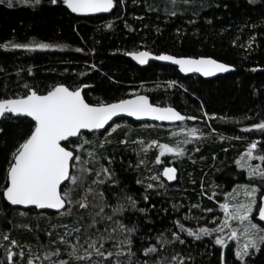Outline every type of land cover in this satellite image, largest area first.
<instances>
[{
  "label": "trees",
  "instance_id": "16d2710c",
  "mask_svg": "<svg viewBox=\"0 0 264 264\" xmlns=\"http://www.w3.org/2000/svg\"><path fill=\"white\" fill-rule=\"evenodd\" d=\"M115 2L114 11L108 15L82 17L71 13L63 0L56 4L51 0H40L39 4L13 0L12 7L2 0L0 98L27 94L26 84L40 94L56 84L73 88L88 84L84 96L89 103L118 101L140 89L154 104L173 106L188 117H196L184 124L196 129L197 136L188 138L181 160L175 162L179 177L172 184L150 180L151 169L158 170V163L154 166L146 145L154 139L176 142L159 124L142 127L143 123L123 118L116 121L122 125L111 135L105 136L107 129L70 140V149L83 147L77 148L75 154L81 160L72 167L78 183H67L63 188L71 189L73 202L71 215H66L65 210L54 213L14 208L3 198L11 154L34 126L28 117L6 115L0 121V264H28L29 259L58 264L59 260H69L71 248L59 238L72 232L66 239L75 243L77 233L73 229H80V235L103 231L112 222L96 214L103 206L101 215H112L118 204H124L125 209L114 219L136 229L132 234L134 255H128L127 245L114 246L123 239L117 232L115 239L105 241L101 249L105 256L93 254L79 264H116L117 260H131L132 264L145 260L148 264H222L221 256L223 264H241L233 243L224 248L211 237L197 240L186 231L180 234L176 222L194 232L210 229L218 204L234 187L256 185L259 201L264 194V182L249 178L235 162L253 141L258 142V155H264V132L242 131L264 120V0H176L175 5L172 0ZM13 43H48L54 47L30 51L12 48ZM139 50L208 56L233 65L235 71L204 79L183 76L168 64L152 62L141 67L127 56ZM163 160L170 161L167 156ZM102 167L111 177L103 172L96 175ZM126 197L135 200L136 210L127 204ZM79 202H86L88 207L80 208ZM140 208L146 211H138ZM94 219L96 227L90 229ZM255 220L264 228L258 217ZM151 246L158 251L145 255L144 249ZM57 249L60 254L52 255ZM8 252L13 253L11 260ZM108 252L113 255L107 257ZM249 253L246 264H264V245ZM79 254L84 255L83 249Z\"/></svg>",
  "mask_w": 264,
  "mask_h": 264
},
{
  "label": "snow or ice",
  "instance_id": "6c2138e0",
  "mask_svg": "<svg viewBox=\"0 0 264 264\" xmlns=\"http://www.w3.org/2000/svg\"><path fill=\"white\" fill-rule=\"evenodd\" d=\"M2 2V0H0ZM185 3L188 0H184ZM21 3L27 4L29 0H21ZM35 4H39L40 0H34ZM52 4H56L57 0H51ZM175 5L176 0H172ZM8 7L13 6V0H7ZM63 4L67 6L72 13H99L108 12L115 4L114 0H63ZM172 12V15H175ZM111 27V25H109ZM12 48H23L27 50L34 49H49L54 45L48 43H33V44H11ZM79 51V49H78ZM139 64H146L153 54L150 51H137L128 53ZM155 59L161 61H170L179 66L181 72H196L202 73L204 76H212L216 73H226L233 70L230 64L219 62L212 57H191V56H174L168 54H160L155 56ZM95 68V65L92 66ZM255 71V69H253ZM31 72V69H29ZM83 75V73L81 74ZM84 87H87L86 85ZM25 88L28 90L25 95H18L16 97L0 98V119L4 118L6 114L13 117H30L34 122V126L30 128L29 133L22 138V142L18 144L11 154L7 171H6V184L2 190V196L11 205H24L35 206L38 209H65L66 215H71V189L61 191V186L67 181H71L73 185L78 183L79 177L70 173V168L73 167L72 161H80L81 157L76 153L78 147L81 145H74L71 149L67 147L69 138H80L82 135L81 130L87 129L89 131L103 129L106 124L118 113H127L131 116L142 117L151 116L161 121H184L186 119H196V117H186L181 115L173 107H159L149 102V98L145 95H136L131 99H119L112 103L97 102L89 103L81 94L80 87H70L65 84H56L47 90L44 94H40L34 88L29 87L27 84ZM207 115V113H205ZM214 118V114L213 117ZM223 119V118H221ZM253 129L264 132V120L259 123L252 124L249 128L242 131L250 132ZM3 129H0L2 132ZM191 135L196 134V129L189 130ZM62 142H64L62 144ZM124 143V141H121ZM188 141H185L187 143ZM87 143V141H85ZM152 141V144H156ZM258 146V142L253 141L249 145L248 151L244 154L241 160L236 163L241 167H248L250 177H259L264 182V169L259 165L253 167L250 164L243 163L242 161L252 159V152ZM161 154L164 152L173 153L177 156L184 154V149L176 147H169L168 144H160ZM91 155V153H90ZM264 161V155L256 157ZM159 162V156L157 157ZM101 172L108 174L111 173L107 168L101 169L96 175L100 176ZM175 168H165L163 175L169 180L175 178ZM96 181H94L95 183ZM104 183L103 180L98 181ZM148 187H152L149 185ZM246 196L249 198L245 203H237L233 205H222L225 212V219L216 228H200L199 234L193 229H185L184 225L177 221V225L181 231H186L189 236H194L195 239L200 240L202 236H209L213 232L218 235L215 239V244L223 246L225 240L219 233H223L225 228H230V221H240L242 224L247 222L243 228L244 244L237 247L235 257L241 264H246L245 257L249 256V249L260 250V246L264 245V228L252 222V213L254 206L259 213V219L264 221V203L257 205L256 192L258 189L254 186H244ZM91 191V189L89 190ZM102 195V194H101ZM126 202L134 210L137 209L135 200L132 197H126ZM147 199V197H145ZM68 205L66 209L65 206ZM80 208H87L86 202H79ZM125 209L124 204H118L117 207L112 209V215L102 216L104 207L101 206L100 216L101 220L111 221V231L109 227H105L103 231L96 229L95 234L85 232L80 235V229H73L77 233L76 242L71 243L66 237H71L72 232H66L64 236L59 238L60 243H67L71 248L68 253L69 260H59L58 264H72L76 261L79 264L81 260L90 259L93 254L97 256H105L101 251L104 247L106 240H113L116 238V233L119 231L123 235L115 247H123L127 245L128 255H134L131 251L133 244L132 234L135 232V227H128L121 221L115 220L116 215L122 214ZM140 212L146 211L143 208L138 209ZM208 211H211L209 209ZM97 221L95 219L89 225V228H95ZM175 239L179 240V236L173 233ZM7 239V237H5ZM229 239H239L236 230H232ZM82 241V242H81ZM183 243L182 240H180ZM14 244L15 241H12ZM86 245V247H85ZM83 249L84 255L79 254ZM158 249L155 246L147 247L144 249L145 255L156 253ZM23 253H21L22 255ZM60 250L57 249L52 255H59ZM112 252L107 253V257H111ZM117 256L121 255L120 252L116 253ZM13 253L8 252L9 260L12 259ZM36 259H39L37 257ZM173 260L176 259L174 256ZM223 264V256H221ZM28 264H34L32 259H29ZM116 264H121L119 260ZM129 264L132 261L129 260ZM143 264H148L145 260ZM183 264V261H181Z\"/></svg>",
  "mask_w": 264,
  "mask_h": 264
},
{
  "label": "rangeland",
  "instance_id": "374dc122",
  "mask_svg": "<svg viewBox=\"0 0 264 264\" xmlns=\"http://www.w3.org/2000/svg\"><path fill=\"white\" fill-rule=\"evenodd\" d=\"M140 93H141L140 89L134 90V95L135 94H140ZM121 125H122L121 122H115L110 128H108V130L105 133V136L111 135ZM154 125L155 124H153V123H143L141 126L142 127H150V126H154ZM157 126L164 127L167 130H169V132H170L169 137L174 139L176 142L172 143V144H169L166 140L163 141V140H159V139H154L153 141H156L157 142L156 144H152V141H150L145 147L146 150H148L146 153L151 155L152 158H153L154 166H156V163H158L157 164L158 165V170H155V168L154 169L152 168L151 169V176H150V180L152 181V183L155 182L156 184L161 182V181H164L163 178H162L163 169L167 165H175L176 166L175 162H178L182 158V155L181 156H177V155H175L173 153H168L166 151L164 152V154H161V149H160L159 145L160 144H168L169 147H173V148L179 147V148L185 149V147L187 146L185 141H189L188 138H193L194 139L197 136L196 134L194 136L191 135L189 130L194 129V128L190 127V126H188L187 124H184V123L178 124V125H171V126L160 125L159 124ZM250 143H252V142H250ZM250 143L247 145V147L244 150H242V152L240 153V155L238 156L236 161L237 160H241V158L244 156V154L248 151ZM257 148L255 150H253V152H252V157H253L252 159L245 158V160L242 161V162L246 163V164H250L253 167L259 165L261 169H264V161H261V160L256 158V157L260 156V155H258ZM79 149L82 150L81 147H79ZM184 152H185V150H184ZM158 156H159V162H157V157ZM166 156H167V158L169 157V160H170L168 163L163 160L164 157H166ZM78 162H80V161H75L74 160L73 168H74L75 164H78ZM237 166L240 169L245 170L246 175L249 178H259V177H250L249 176L248 167H246V166L245 167H241L238 164H237ZM75 175H77V174H75ZM69 183L72 184L71 181H69ZM244 186H249V187L254 186V187H256L258 189V187L256 185H253V184H242V185H238V186L234 187L230 192L225 193L224 194V198H225L224 201L218 204L217 209H216V214L212 217V222H213L212 226H213V228H216L218 225L222 226L221 222L225 219V212H224V209L222 208V205H225V204L233 205V204H237V203H245V202H247V200L249 198L246 196L245 187ZM259 197H260V190L258 189V191L256 192L257 205L260 202L259 201ZM255 217H258V210L254 206L253 213H252V222L258 225V222H256V220H255ZM246 223L247 222H244V224H242L240 221H230V228H225L223 233H219V235H221L222 238L225 240V244L223 246H221V245L220 246L225 248L227 245H229L231 243H233L236 246V249H237L238 245L242 246L244 244V242H245L242 233H243V228H244ZM232 230H236L237 231L239 239H229V236H230ZM196 233L199 234V230H197ZM180 234H182V231L180 232ZM217 235H218L217 232H213L211 235H209L207 237H211L213 239H216ZM202 237H206V236H202ZM251 250L252 249H249V252ZM34 264H41V263L34 262ZM121 264H129V262H123L122 261Z\"/></svg>",
  "mask_w": 264,
  "mask_h": 264
},
{
  "label": "water",
  "instance_id": "95a60500",
  "mask_svg": "<svg viewBox=\"0 0 264 264\" xmlns=\"http://www.w3.org/2000/svg\"><path fill=\"white\" fill-rule=\"evenodd\" d=\"M114 4H115V6H114L111 10H109L108 12H99V13H73V14H74V15H77V16H82V17H93V16H98V15H108V14L112 13V12L114 11L115 7H116V2H115V0H114ZM65 6H66V5H65ZM66 7H67V6H66ZM69 11H70V9H69ZM70 12H71V11H70ZM71 13H72V12H71ZM140 51H149V50H140ZM133 52H137V51H133ZM150 52H151V51H150ZM130 53H131V52H130ZM151 53L153 54V56L150 57L149 60H148V62H147L146 64H143V65L139 64V62H138L137 60H135L131 55L127 54V56H128L133 62H135L137 65H139V66H141V67H146V66H148V65H149L150 63H152V62H157V63H160V64H168V65H171V66H175V67H177L178 71H179L183 76L198 75V76H200V77H202V78H204V79H213V78H216V77H218V76H222V75H225V74H228V73H230V72L235 71V67L232 65V66H233V70H230L229 72H226V73H216L215 75L207 76V77L204 76L202 73H196V72H188V73H185V72H181V71L179 70V66H178V65H175V64H173V63L170 62V61H161V60H157V59H155V56H157V55H160V54H168V53H160V54H156V53H153V52H151ZM168 55H172V54H168ZM174 56H176V55H174ZM178 57H179V56H178ZM205 57H208V56H205ZM194 58H196V57H194ZM213 59H214V58H213ZM218 61H219V60H218ZM219 62H222V61H219ZM222 63H225V62H222ZM226 64H228V63H226ZM85 85H86L87 87H84ZM85 85H83V86L80 87V88H81V94H82V96H84V90L87 89V88L89 87L88 84H85ZM136 95H145V96H147V97L149 98V102H150V103H152L153 105L159 106V107H173V106H161V105L154 104V103L152 102L151 98H150L147 94H144V93L135 94V95H132V96L127 97V98H125V99H131V98H134ZM84 98H85V96H84ZM85 100H86V98H85ZM86 101H87V100H86ZM87 102H88V101H87ZM114 102H115V101H114ZM110 103H112V102H110ZM173 108H175V107H173ZM175 109H176L178 112H180L181 115L188 117L185 113L181 112V111L178 110L177 108H175ZM6 115H10V114H6ZM6 115H5V116H6ZM28 118H30V117H28ZM123 118L133 120V121H135V122H137V123H153V124L168 125V126L182 124V123H185V122L188 120V119H186V120H184V121H161V120H157V119H155L154 117H151V116L136 117V116L128 115V114L125 112V113H118L116 116H114V117L108 122V124H106V125L104 126L103 129L93 130V131H89V130H87V129H83V130H81V133L83 134V133H97V132H103V131L107 130L108 128H110V127H111V126H112L117 120H121V119H123ZM2 119H3V118H2ZM2 119H0V121H1ZM30 119H31V118H30ZM72 139H77V138H76V137H71V138H69V141L72 140ZM63 143H64V142H62V144H63ZM69 149H70V148H69ZM73 162H74V161L71 162L72 165H73ZM168 167H171V168H175V169H176V172H175V178L172 179V180H169L166 176L163 175V171H164V169H165V168H168ZM165 168H164L163 171H162V178H163V180L166 181V182H168V183H171V184H172V183H175V182L177 181L178 177H179V169H178L175 165H167ZM70 173L72 174V167L70 168ZM69 181H70V180H69ZM69 181H67V182H65V183L62 184V186H61V191H62V192H63V188H64V186H65L67 183H69ZM4 199H5V198H4ZM5 201H6L10 206H12V207H14V208H20V209H23V210L36 209V210H38V211H50V212H54V213H60V212H62V211L65 210V209H61V210H56V209H38V208H36L35 206L11 205L6 199H5ZM262 203H264V194L262 195L261 200H260V204H262ZM66 207H67V204H66L65 208H66ZM258 219H259V213H258ZM259 221H260L262 224H264V221H261L260 219H259Z\"/></svg>",
  "mask_w": 264,
  "mask_h": 264
},
{
  "label": "bare ground",
  "instance_id": "6f19581e",
  "mask_svg": "<svg viewBox=\"0 0 264 264\" xmlns=\"http://www.w3.org/2000/svg\"><path fill=\"white\" fill-rule=\"evenodd\" d=\"M140 51V50H139ZM133 52V51H132ZM166 182V181H165ZM168 183V182H167ZM169 184H171V183H169Z\"/></svg>",
  "mask_w": 264,
  "mask_h": 264
}]
</instances>
